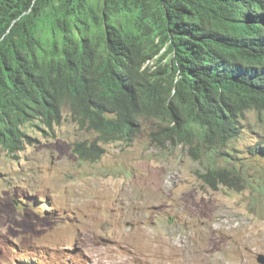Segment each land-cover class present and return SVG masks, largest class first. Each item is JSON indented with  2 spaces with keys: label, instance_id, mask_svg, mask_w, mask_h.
I'll use <instances>...</instances> for the list:
<instances>
[{
  "label": "trees",
  "instance_id": "obj_1",
  "mask_svg": "<svg viewBox=\"0 0 264 264\" xmlns=\"http://www.w3.org/2000/svg\"><path fill=\"white\" fill-rule=\"evenodd\" d=\"M65 111L98 133L74 143L82 161L153 119L160 144L211 157L205 185L243 189L241 168L217 160L246 112L264 113V0H0V146L24 150L26 125Z\"/></svg>",
  "mask_w": 264,
  "mask_h": 264
},
{
  "label": "rangeland",
  "instance_id": "obj_2",
  "mask_svg": "<svg viewBox=\"0 0 264 264\" xmlns=\"http://www.w3.org/2000/svg\"><path fill=\"white\" fill-rule=\"evenodd\" d=\"M157 124L147 121L131 145L104 144L97 162L74 152L98 133L69 111L54 128L26 125L24 150L0 146V264H261L264 160L254 147L264 143V113L246 112L230 156L217 160L241 168L240 190L205 185L211 157L160 144Z\"/></svg>",
  "mask_w": 264,
  "mask_h": 264
},
{
  "label": "clouds",
  "instance_id": "obj_3",
  "mask_svg": "<svg viewBox=\"0 0 264 264\" xmlns=\"http://www.w3.org/2000/svg\"><path fill=\"white\" fill-rule=\"evenodd\" d=\"M95 132V131H94ZM140 136V135H139ZM138 136V137H139ZM137 137V138H138ZM136 138V139H137ZM80 141V140H79ZM117 142H122V143H125V144H127L126 142H123V141H117ZM27 143H28V140H27ZM171 143V142H170ZM173 144V143H172ZM27 145V144H26ZM127 145H131V144H127ZM183 145H184V147H187L184 143H180L179 144V146L180 147H183ZM175 147H177V144H175ZM78 155V154H77ZM179 180V176H177L176 174H172V172L171 173H169V175H168V177H167V183H169V184H173V183H175L176 181H178Z\"/></svg>",
  "mask_w": 264,
  "mask_h": 264
},
{
  "label": "water",
  "instance_id": "obj_4",
  "mask_svg": "<svg viewBox=\"0 0 264 264\" xmlns=\"http://www.w3.org/2000/svg\"><path fill=\"white\" fill-rule=\"evenodd\" d=\"M257 260H258L261 264H264V254H259Z\"/></svg>",
  "mask_w": 264,
  "mask_h": 264
}]
</instances>
